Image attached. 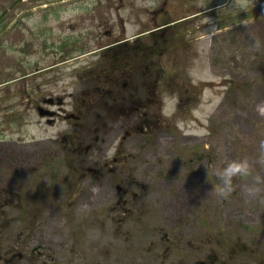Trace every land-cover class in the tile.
I'll return each mask as SVG.
<instances>
[{
  "label": "rangeland",
  "instance_id": "rangeland-1",
  "mask_svg": "<svg viewBox=\"0 0 264 264\" xmlns=\"http://www.w3.org/2000/svg\"><path fill=\"white\" fill-rule=\"evenodd\" d=\"M0 264H264V0H0Z\"/></svg>",
  "mask_w": 264,
  "mask_h": 264
},
{
  "label": "flooded vegetation",
  "instance_id": "flooded-vegetation-1",
  "mask_svg": "<svg viewBox=\"0 0 264 264\" xmlns=\"http://www.w3.org/2000/svg\"><path fill=\"white\" fill-rule=\"evenodd\" d=\"M116 44H121V45H123L126 48L124 51H125V58L127 60V62H126L127 64L130 61H132V62L134 61V63L136 61V63H137V69L142 66L141 65V62H142V58H143L144 47L138 44V40L137 41H134V40H130V39H124V40L119 41ZM110 47H112V46L111 45L110 46L108 45V46H106L105 49H108ZM104 73L108 74L107 70H105ZM137 73H138V76H141V74L139 72H137ZM118 74H119V72H118ZM126 75L132 76L131 73L128 74L127 71H125L124 73H121L117 78H118V80L126 79ZM112 82L115 83V81H114L113 78H112ZM126 86H127V82H124L123 83V87L125 88ZM96 88H100V89H97V90H102L104 96L105 95H108V94L110 95V93L112 92L111 91L112 89L111 90H106L103 87H94L93 89H96ZM131 94H133V92H131ZM44 102L46 104H48L49 107L54 106V105H60V108L61 109L66 104V101H64L62 99L57 100V103H55V101H54L53 98H45L44 99ZM127 104H128L127 105L128 108H126V110H129V112L134 111V112L139 113V111L144 110L143 100L142 101H140L139 99L137 101L131 100L130 103L128 102ZM124 106H126V105H124ZM38 111H39V113H40V111L42 113H44V115H46L44 118H46L47 121H49L50 123H53V124L56 123L57 118L62 115L61 111H53V110H51L49 108H44V109H41L40 110L39 107H38ZM49 112H53L54 114L48 115ZM75 117H79V116L75 115V113H69V114H66L65 115V119L68 120V121H71ZM72 127L73 128H76L77 125L76 124H73ZM73 132H74V130L69 129L68 130V133L65 135L64 139L67 140V141H69V138H71L73 136Z\"/></svg>",
  "mask_w": 264,
  "mask_h": 264
},
{
  "label": "trees",
  "instance_id": "trees-1",
  "mask_svg": "<svg viewBox=\"0 0 264 264\" xmlns=\"http://www.w3.org/2000/svg\"><path fill=\"white\" fill-rule=\"evenodd\" d=\"M154 48L151 47L149 49ZM125 47L124 46H117L109 50V55L107 56L108 62L110 63L109 68L107 70L109 76L113 78V75H115L116 72H119V74L124 73L127 70L126 63L124 64L125 61ZM146 51V49H145ZM125 66V68H124ZM114 79V78H113Z\"/></svg>",
  "mask_w": 264,
  "mask_h": 264
},
{
  "label": "water",
  "instance_id": "water-1",
  "mask_svg": "<svg viewBox=\"0 0 264 264\" xmlns=\"http://www.w3.org/2000/svg\"><path fill=\"white\" fill-rule=\"evenodd\" d=\"M40 114H41V115H44V113H42L41 111H40ZM49 114L52 115V114H54V113H53V112H49Z\"/></svg>",
  "mask_w": 264,
  "mask_h": 264
}]
</instances>
